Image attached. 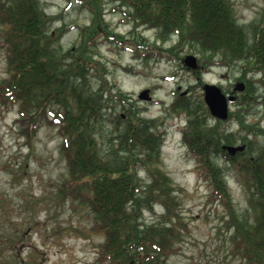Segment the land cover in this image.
I'll return each mask as SVG.
<instances>
[{
  "label": "trees",
  "instance_id": "1",
  "mask_svg": "<svg viewBox=\"0 0 264 264\" xmlns=\"http://www.w3.org/2000/svg\"><path fill=\"white\" fill-rule=\"evenodd\" d=\"M78 1L93 13V23L82 29L76 48L65 49L61 37L66 26L51 28L57 16L46 12L42 0H0V38L9 74L0 81V102L19 104V131L30 144L43 125L58 127L69 170L59 198L80 201L93 212L94 230L104 236L98 262L166 264L189 233L178 196L185 188L176 185L162 166V133L146 131L134 116L124 120L125 132L120 113L112 120L105 117L120 92L113 94L106 86L104 66L91 49L101 37L124 41L104 20L105 4L116 3L112 10L127 8L129 20L136 26L157 28L160 39L179 34V43L170 50L199 52L202 59L207 57L203 59L207 67L220 54L219 64L243 62L245 75L262 74L257 80L240 78L247 81V88L243 99H238L239 109L230 112L229 119H237L247 133L240 139L246 144L243 152L233 155L223 147L234 145L237 133L218 125L194 124L192 118L186 141L211 188L209 199L227 210L235 254L249 264H264V144L250 138L264 128L246 120L256 107L257 81L264 84V10L252 23L242 24L231 0ZM92 68L103 79L97 89L91 81ZM198 105L203 107V102ZM204 105L208 118L210 110ZM108 121L114 127L113 143L105 150L98 137ZM140 170L146 171V180L139 177ZM234 171L248 196L247 213L242 217L227 180ZM157 206L163 208L159 219L146 223L145 209Z\"/></svg>",
  "mask_w": 264,
  "mask_h": 264
},
{
  "label": "rangeland",
  "instance_id": "2",
  "mask_svg": "<svg viewBox=\"0 0 264 264\" xmlns=\"http://www.w3.org/2000/svg\"><path fill=\"white\" fill-rule=\"evenodd\" d=\"M231 1L242 24L252 23L264 10V0ZM42 4L47 13L57 16L52 29L66 26L61 37L64 48H76L82 39V29L93 23V13L78 0H42ZM116 5L105 4L104 20L108 29L124 36V41H107L101 37L91 49L95 59L104 66L106 86L113 89V94L120 92L134 100L143 88L157 87L154 95L157 103L150 106L147 115L174 123L179 111L168 109L173 90L178 83L182 88L195 83V78L183 67L180 60L183 55L178 49L170 50L179 43L180 36L175 33L165 40L160 39L158 29L136 26L128 19L127 8L112 10ZM214 59L218 62L221 55L217 54ZM217 62L207 67L204 76L207 82L218 83L227 92L240 78L262 77L258 72L255 76L253 73L245 75L243 62L230 65ZM7 69V55L0 38V81L9 75ZM91 74L92 85L97 89L103 79L94 68ZM169 77H173L172 80ZM256 86V107L246 120L256 128H264V84L257 81ZM194 88L198 98L202 89ZM243 97L241 94L239 100ZM111 103L105 117L112 120L122 112L123 103L121 99ZM140 105L147 106V103ZM239 106L238 102L232 108L237 110ZM18 110V103L0 102V264H101L98 262L99 245L104 236L94 230L93 212L80 201L59 198V189L69 177V170L61 150L63 137L58 127L43 125L30 144L19 131ZM220 126L237 133L235 144H242L240 139L247 133L237 119L232 118ZM103 127L105 131L98 138L101 147L108 150L113 143L114 127L111 121ZM173 129L167 125L162 166L176 185L185 188L178 196L189 233L166 264H249L234 252V229L227 228V210L209 199L211 188L200 174L197 158L191 154L183 135ZM250 138L264 144V132L260 130L256 135L250 134ZM139 174L146 180L145 170H140ZM228 181L236 210L242 217L248 209L247 192L239 173L231 172ZM162 212L160 206L145 209L143 220L150 224L157 221Z\"/></svg>",
  "mask_w": 264,
  "mask_h": 264
},
{
  "label": "flooded vegetation",
  "instance_id": "3",
  "mask_svg": "<svg viewBox=\"0 0 264 264\" xmlns=\"http://www.w3.org/2000/svg\"><path fill=\"white\" fill-rule=\"evenodd\" d=\"M191 52H186L185 50H179V54H182L183 57L180 58L181 62L183 63V66L185 69L188 70V72H190L192 74V76L195 78V83L194 84H190L187 88H182V85L180 83H178L177 89L173 90V100L170 101L169 103V107L168 109L171 111L175 109V107L179 108V116L176 117V119L174 120V123H176V121H178V124H180L181 130L183 132V138L185 137V133H187L188 131L191 130V128L193 127L192 124L196 123V124H200V125H206L207 123L211 126L213 125H218L219 129H220V123L218 121V119H215L213 116L206 115L205 112V91H204V87L206 84V78H205V74L207 73V67L205 62H202L200 59V56L197 54V56L199 57V66L198 68H189L188 66H186L185 64V58L187 55H189ZM181 55V56H182ZM202 62V63H201ZM157 77V76H156ZM173 78V77H172ZM171 77H169L168 79H171ZM165 80H167V76L165 78ZM239 81V80H238ZM237 81V82H238ZM236 82V83H237ZM246 84L247 82L244 81ZM236 83L233 85V88L230 89V91L228 92L229 94H235L237 97L240 96L243 92H238V91H234ZM199 87L202 89V95L198 96V98H196L197 96L194 94L193 91H195L194 87ZM194 88V89H193ZM145 90H147V92H144ZM157 91V87L155 86H150V87H146L143 88L141 90V92L138 93L137 98L134 100L131 97H127V95L125 94H121V101L123 103V110L122 112L120 111L121 116L123 117V121H122V125H121V129H123L125 132L127 131V124L124 122V120L127 119H131L133 116L141 122V126L144 127V129L146 131H150L154 133V131L157 132H161L162 134L166 135L167 134V125L168 126H174L175 124L173 122L171 123H167V119L166 121H160V119H157V117L155 116H149L147 115L150 106L154 103H157V100L154 98L155 92ZM203 102V107H199L198 108V103ZM121 103V104H122ZM140 103H147L146 105H140ZM187 104L189 108L192 111H189V109H185L184 111L181 110V106L182 104ZM111 108V107H110ZM141 108V109H139ZM206 115V117H205ZM191 116L193 117L192 120L194 121L192 124L190 123L192 120L190 119ZM167 118V117H166ZM214 121V122H212ZM170 122V121H169ZM124 123V124H123ZM186 143V142H185Z\"/></svg>",
  "mask_w": 264,
  "mask_h": 264
},
{
  "label": "water",
  "instance_id": "4",
  "mask_svg": "<svg viewBox=\"0 0 264 264\" xmlns=\"http://www.w3.org/2000/svg\"><path fill=\"white\" fill-rule=\"evenodd\" d=\"M186 63L187 65L192 69V68H197L198 63H197V57L195 55H189L186 58ZM243 90L245 89V84L244 83H238L236 90ZM206 91V101L211 109V112L213 115H215L218 118L221 119H227L229 117V103L231 101H234L236 97L232 96H227L221 87H219L216 84L212 83H207L205 85V90ZM225 148L229 150L231 153H237V151H242L246 148L245 145H240V146H232V145H226Z\"/></svg>",
  "mask_w": 264,
  "mask_h": 264
}]
</instances>
